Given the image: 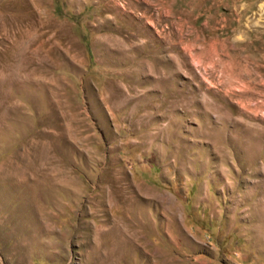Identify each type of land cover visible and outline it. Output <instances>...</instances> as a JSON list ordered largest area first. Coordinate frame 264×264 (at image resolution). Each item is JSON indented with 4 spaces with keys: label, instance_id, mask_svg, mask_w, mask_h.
<instances>
[{
    "label": "rangeland",
    "instance_id": "1",
    "mask_svg": "<svg viewBox=\"0 0 264 264\" xmlns=\"http://www.w3.org/2000/svg\"><path fill=\"white\" fill-rule=\"evenodd\" d=\"M0 264H264V0H0Z\"/></svg>",
    "mask_w": 264,
    "mask_h": 264
}]
</instances>
